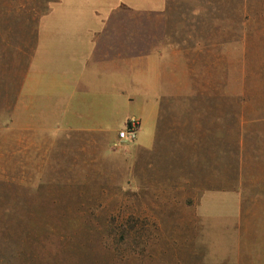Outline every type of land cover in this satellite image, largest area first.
<instances>
[{"label": "rangeland", "instance_id": "rangeland-1", "mask_svg": "<svg viewBox=\"0 0 264 264\" xmlns=\"http://www.w3.org/2000/svg\"><path fill=\"white\" fill-rule=\"evenodd\" d=\"M54 1L0 0V264H264V0L120 8L117 24L185 49L194 90L161 102L150 150L120 143V126L20 119Z\"/></svg>", "mask_w": 264, "mask_h": 264}, {"label": "crops", "instance_id": "crops-1", "mask_svg": "<svg viewBox=\"0 0 264 264\" xmlns=\"http://www.w3.org/2000/svg\"><path fill=\"white\" fill-rule=\"evenodd\" d=\"M123 6L158 12L165 11L166 0L52 2L34 27L35 49L18 100L21 120L34 113L37 122L42 114L57 129L107 131L135 118L139 129L132 144L154 147L161 102L194 95L185 49L156 43L152 27L117 24L114 16ZM33 127L29 119L26 128ZM217 194L229 197L221 201L227 215L235 214L232 197Z\"/></svg>", "mask_w": 264, "mask_h": 264}, {"label": "built area", "instance_id": "built-area-1", "mask_svg": "<svg viewBox=\"0 0 264 264\" xmlns=\"http://www.w3.org/2000/svg\"><path fill=\"white\" fill-rule=\"evenodd\" d=\"M138 129V121L135 118L128 119L123 129L118 133L119 142L134 143L137 138Z\"/></svg>", "mask_w": 264, "mask_h": 264}]
</instances>
